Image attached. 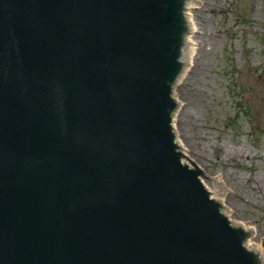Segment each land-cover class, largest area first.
Returning a JSON list of instances; mask_svg holds the SVG:
<instances>
[{
	"label": "water",
	"instance_id": "1",
	"mask_svg": "<svg viewBox=\"0 0 264 264\" xmlns=\"http://www.w3.org/2000/svg\"><path fill=\"white\" fill-rule=\"evenodd\" d=\"M196 0H0V264H264L180 150Z\"/></svg>",
	"mask_w": 264,
	"mask_h": 264
},
{
	"label": "rangeland",
	"instance_id": "2",
	"mask_svg": "<svg viewBox=\"0 0 264 264\" xmlns=\"http://www.w3.org/2000/svg\"><path fill=\"white\" fill-rule=\"evenodd\" d=\"M196 1L186 10L195 49L175 86L174 130L202 180L221 176L223 203L211 196L223 212L264 243V0Z\"/></svg>",
	"mask_w": 264,
	"mask_h": 264
},
{
	"label": "bare ground",
	"instance_id": "3",
	"mask_svg": "<svg viewBox=\"0 0 264 264\" xmlns=\"http://www.w3.org/2000/svg\"><path fill=\"white\" fill-rule=\"evenodd\" d=\"M186 16H187V21H190L187 13H186ZM191 29H192V27H191ZM192 31H195L194 26H193ZM190 44H191V49H190V53H188V59H187L188 64H190V62H191V57H192V54L194 53V49H195V42L193 40ZM201 177H200V179L203 182L204 187L210 192V194H212L214 197L219 198V201L223 203L222 195L224 194L226 189L223 186V181H222L221 176H216L215 178L211 179V181H212L211 185L206 183L204 180H202ZM223 210H224V207H223ZM226 214H227V217L230 219V217L228 216V210H227ZM233 222L235 225L243 228L244 230H246V231L249 230V231L253 232L252 227L248 226L246 223H242L239 221H233ZM246 246L248 249L257 250L259 253V256L264 260V247H263L264 243L254 242L250 238L247 240Z\"/></svg>",
	"mask_w": 264,
	"mask_h": 264
}]
</instances>
